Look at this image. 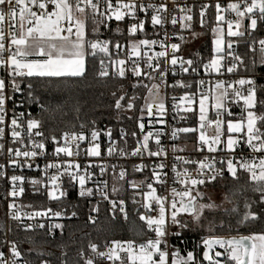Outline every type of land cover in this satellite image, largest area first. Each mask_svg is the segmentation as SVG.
I'll use <instances>...</instances> for the list:
<instances>
[{
  "label": "snow or ice",
  "instance_id": "snow-or-ice-1",
  "mask_svg": "<svg viewBox=\"0 0 264 264\" xmlns=\"http://www.w3.org/2000/svg\"><path fill=\"white\" fill-rule=\"evenodd\" d=\"M172 3L175 6V0H172ZM103 5L104 10L101 11V0H74V3L73 0H0V67L5 68L7 74V79L0 78V141L5 139V125L7 124L11 143L20 145V147L5 148V144L0 143V155L6 152L7 166H10L14 172L15 169L24 167L33 169L36 158L46 155V144L49 142L54 146L53 153L56 157L61 154L67 157L80 156V145L85 141L89 144L84 150L87 157L101 155L100 144L97 142L100 133L95 127L90 130L89 139L84 131L79 133L64 131L59 137L54 132L45 135L41 120L33 118L30 113L25 118L24 112H21L19 116L14 112L10 123L6 122L8 112L6 103L12 99V94L22 91V84L28 90L29 98L32 96L33 84L27 78H83L90 70L96 71L94 66L89 68V57L95 61L98 56L99 71L96 74L100 78L108 77L111 69L116 76L122 79L126 78L127 72L138 80L142 76H147L150 80L155 79L153 73H156L161 82L165 83L169 72L173 76L176 75L177 65H179L180 72L186 74H197L200 66L206 73L215 72L223 75L222 69H224L228 74H232L244 64L242 56L234 51V44H238V41L232 38L245 36L246 32L241 30L244 28L245 20L248 21L249 36L257 29L258 22L264 23V0H236V2L227 3L226 7H222L217 0L215 3L216 23L211 28L212 55L207 62H203V58L197 62L176 55L180 50V44L167 43L170 37L165 32L164 40L143 38L130 42L127 45L130 49L128 59L133 56L137 59L131 60L132 66L128 68L126 59L120 58V52L125 46L119 41L113 43L111 38L101 39L100 26L108 28L107 21L113 18L116 21H123L127 16L132 21L127 31L129 36H133L138 31H145L147 14L151 10V25L154 28L156 26L163 28L168 19L164 15L169 12L168 3L157 5L151 2L137 3L136 0H127V2L115 0V3L113 0H103ZM210 6L208 3L201 5L199 12L201 28L205 25L204 17ZM89 10L94 37L91 39L87 34ZM137 10L145 13L146 18L140 19L137 16ZM177 10L181 13L179 16L181 29L191 30L192 8L180 7ZM224 12L234 14L235 19L223 15ZM170 22L175 26L178 22L177 16L172 15ZM116 31L119 33L120 30L117 28ZM192 35L195 38L197 33L193 31ZM178 39L183 41L184 37L181 35ZM157 44L161 51L152 52L151 55L148 51H144V49L151 50ZM257 44L259 45L258 63L264 66V38L253 39L248 44V48L256 52L257 48L254 45ZM113 49L115 58L112 54ZM169 51L171 52L170 59L168 58ZM105 59L108 61L107 64H105ZM141 60H143V68ZM161 60H163V65ZM256 64L257 61L253 59L252 66L255 67ZM254 84L255 81L252 78L241 77L232 82L217 79L208 92L199 94L198 127H173L171 129L170 136L173 141L179 138L178 134L192 133L195 135L199 132L192 148V152L198 154L197 158L191 155H177L178 152H184L187 149L178 147L175 143L170 146L169 152V148L165 147L162 141V137L168 133L163 130L144 132L145 124L142 121L145 110L149 117H154L153 108L156 109L155 124L163 126L167 123L165 119L167 108L165 102L159 99V85L153 84L151 88H148L151 102H149V97L144 98L145 105L140 108L141 116L138 122L143 138L142 141L137 142L138 146L131 151L130 155L143 157V154L147 153L148 158H157L158 162L151 166L145 163L134 165L133 171L139 173H143L150 167V176L139 181H128L137 194L142 196L141 207L144 212L138 211L137 215L147 231L137 228L133 223L129 226V231L141 239H112L105 243L104 250H100L98 244L90 242L88 247L95 259L93 256L85 259L84 252L81 250L79 255L83 264H96L97 260L107 261L109 264H169L170 257V264H201L195 251H187L186 255H181L176 247L170 244L169 237L180 238L184 230L200 231V244L203 246L202 261L206 264H264V232H253L250 235L228 239L215 235L217 230L231 231L233 222L243 227L249 221L264 219V130H262L264 114L259 116L256 114L255 88L249 87L246 95L243 92L245 85ZM195 85L196 91L199 92L200 88L205 85V81L199 79L195 81ZM133 87L137 85L134 84ZM143 87L148 86L143 85ZM170 87L191 88L193 85L184 83L183 80H176ZM6 88L10 89L11 94H6ZM153 89L156 90L155 94H153ZM172 99L176 100V97ZM179 99L181 103L173 104V109L192 113L195 116L196 92L185 93ZM210 99V106L215 110L214 120H210L207 114L206 104ZM124 100L125 95L116 99L115 108L117 110L124 107L122 105ZM135 100V96L128 98L127 110L135 107ZM241 101L243 102L242 111L246 115L240 119H234L229 104L240 106ZM22 119H26L27 143L23 134L24 125L20 122ZM92 123L95 124L94 121ZM149 124L154 126L152 120ZM213 124L215 126L214 135L209 137L206 134V127ZM80 127L83 129L85 126L81 124ZM121 131L123 132V129ZM105 135L111 140V130ZM132 135L135 136L136 133L133 132ZM34 137L39 139H34ZM153 140L154 150L150 148V141ZM61 141H63L62 144ZM237 150H239V156H237ZM114 151L115 148L109 146L107 154L111 156ZM120 154L123 156L129 153L121 149ZM170 154L173 163L169 165L167 161ZM35 167L39 169V165ZM92 167L91 164H85L82 172L79 163L50 162L45 163L42 172L46 174L49 169H55V174L42 178H27L22 174L8 176L5 171L6 165L0 163V179H6L10 185L5 197L6 199L12 198V202L7 204L9 217L16 221L22 220L20 212L16 210L15 200L25 193L26 182L32 186L34 194L39 193L40 187H43L49 200L60 201L61 198L67 196V188L61 187L58 181L62 182L66 178L69 187L79 185L80 197H91L94 189L86 187V184L92 180L90 171ZM95 167L99 168L101 175L107 171L105 164H98ZM115 168L116 166L113 165L114 174ZM165 169H168L172 175L169 176V171ZM225 170L233 180L239 179L238 171L247 173L248 180L252 184V192L258 193L256 200L249 201L245 198V211L242 214L238 205L227 194L220 203H216L211 196L205 201V193L200 190L201 186L212 184L218 176L222 179ZM126 175V170L121 167L118 179L124 180ZM169 180L172 184L180 185V188L169 186ZM150 181L158 184L168 194H158L157 188ZM96 183L103 185V188L97 187L95 191L111 204L113 218L118 208L127 222L128 213L125 210V201L123 199L118 202L109 200L107 181L100 180ZM142 186L146 187L147 191H142ZM118 191L119 189L113 186L112 193L115 194ZM133 202L136 201L133 200ZM225 203L231 204L232 207L225 208ZM253 204L257 205L258 210H252ZM91 211L98 212L99 205L93 207ZM209 212H220L227 219L221 218L217 223L215 217L208 218L206 213ZM75 215L76 213L73 212L72 216ZM25 216L29 221L36 218L42 220L53 217L63 218L64 212L47 208L25 213ZM88 220L95 223L91 215ZM38 227L44 229L46 224L41 222ZM63 227L61 223L47 224L49 234H52L54 229H60L62 233ZM24 230L34 231L33 225L31 223L25 225ZM31 251L32 249H29V252ZM36 255L43 257L45 253L40 251ZM0 264H32V261L24 257L16 242L6 240L3 246H0ZM40 264H50V261L40 259ZM61 264H67V261H61Z\"/></svg>",
  "mask_w": 264,
  "mask_h": 264
},
{
  "label": "trees",
  "instance_id": "trees-1",
  "mask_svg": "<svg viewBox=\"0 0 264 264\" xmlns=\"http://www.w3.org/2000/svg\"><path fill=\"white\" fill-rule=\"evenodd\" d=\"M199 12L200 9L195 7L193 11V24L192 29H184L181 35L184 37L180 43V50L184 54L185 58L193 59L199 62L203 58V62H207L211 55L213 35L211 28L215 26V6H210L206 10L205 25L201 28L199 24ZM109 27L105 28L100 26V36H106L111 38L113 43L119 41L123 45H128L130 42L137 38H149L152 36L148 31L142 33H136L133 36L127 34V25H117L115 23L108 24ZM248 21L245 20L244 37H234L238 44H234V51L241 55L244 64L241 65L238 70L232 74H228L224 69L223 76L225 78H252L255 81L256 90V114L259 116L264 114V66L258 63L259 51L252 52L248 48V44L253 39L264 38V23L258 22V27L252 32L251 36L248 35L247 29ZM225 27V26H224ZM92 20L91 14H88L87 21V34L92 36ZM117 28L120 30L117 33ZM198 31L202 36L198 45L192 51L187 53L183 52L184 43L187 40L188 35L191 32ZM255 59L257 64L252 66V61ZM89 68L95 67V72L89 71L83 78H27L33 84L31 89L32 96L30 100L36 103V110L39 119L42 122V128L47 132H54L55 134H61L64 131L77 129L81 124L93 125L99 130L109 131L114 139L118 141L121 146H135L141 136L138 131L137 122L140 116V108L145 104V97L148 92L152 79H148L147 76H142L139 80L132 75H126V78L114 77L109 75L105 78H100L96 73L99 71V60L95 61L89 57ZM227 64V61H225ZM201 67V66H200ZM183 82H190L193 85V90L196 87L195 81L198 77L190 78L185 76L182 78ZM137 87H133V85ZM143 85H147L145 88ZM26 95L28 96V90ZM182 90H179L181 92ZM115 93V95H113ZM247 90L244 86V94ZM121 95H125V100L122 101L121 109L115 108V101ZM136 97L134 101L135 107L132 110H127L126 104L128 98ZM29 97V96H28ZM43 106V107H42ZM192 113H183L181 124L189 127H198V115ZM230 110L233 112V118H241L243 111L241 106H235L229 104ZM212 112H210L211 114ZM260 123V122H258ZM123 129V132L121 130ZM264 130V125H262ZM136 135L133 136L132 133ZM195 137H198V132L193 135L192 133L182 135L177 139V143L181 146L186 143H193L196 141ZM238 180H233L229 174L223 176L222 179L215 184L201 186V191L204 188H215L222 193V199L227 194L230 199L238 205L241 214L245 211L244 201L247 198L249 201L256 200L258 193L252 192V184L248 180L247 173L238 171ZM146 170L143 173H133L129 171L123 181L122 189L119 191V195L125 197L128 200V221L125 222L123 214L113 215L110 214L104 207L100 208V212L95 219V223L88 220L91 213L92 205L89 197H80L76 191H69L67 196L59 201L61 207H65L68 210H72L76 213V218L72 221L62 223L64 225L63 231H58L50 236L46 232L41 230L25 231L15 227H10L9 237L15 240L19 249L26 259L32 261V264H40V259H47L50 264H61V261H67V264H83V260L80 258L79 252L83 250L84 258L86 259L87 247L89 243L102 244L105 241L112 239H141L136 237L129 231V226L133 223L137 228L147 231L143 223L138 219L137 212L141 210L140 204L142 203V196L136 194L134 189L128 187L130 180H142L146 177ZM145 177V178H144ZM149 177V176H148ZM142 191L146 190V187L141 188ZM243 190V194L242 193ZM235 193V195H233ZM38 196V195H37ZM36 196V198H37ZM32 197V200L36 199ZM221 199V200H222ZM133 200L136 202L134 203ZM141 200V202H140ZM205 201L207 197L205 195ZM221 201H219L220 203ZM225 208H231V204H224ZM254 211L258 210L257 205L253 204ZM1 215V209H0ZM209 219L215 217L218 223L221 218L227 219L222 213H206ZM207 223V222H205ZM238 229V230H237ZM175 230V229H174ZM253 232H264V219L258 221H249L245 226L240 227L233 222V228L228 230H217L215 235L219 236H241L250 235ZM207 235L208 233H203ZM182 241V242H181ZM171 244L176 247L181 255H186L187 251H195L197 253V259H202L203 246L200 244V231L184 230L180 238L173 237ZM197 245H200L197 247ZM29 249H32L29 252ZM44 252L43 257H38L37 252ZM66 254V255H65Z\"/></svg>",
  "mask_w": 264,
  "mask_h": 264
},
{
  "label": "built area",
  "instance_id": "built-area-1",
  "mask_svg": "<svg viewBox=\"0 0 264 264\" xmlns=\"http://www.w3.org/2000/svg\"><path fill=\"white\" fill-rule=\"evenodd\" d=\"M113 2L115 3V0H113ZM124 2H127V0H124ZM136 2L137 3L142 2L144 4H148L149 2H151V3L157 4V5H159L160 3H168L169 12L164 14L168 17V19H167L164 27L161 28L160 26H156L154 28L151 25L150 16L152 13H151V10H149L148 14H147V22L145 24V31H148L149 33L152 34V36L149 37L148 39H156L158 41L164 40V33L167 32L169 34V37H170V40H168L167 43H169V44L170 43L180 44L181 40H179L178 37L181 36V33L184 29H181V27H180L179 16L181 15V13L177 9L180 7H185V8L190 7V8H192V12L190 13L192 15L195 7H198L201 10V5L204 3H208L211 6H213V5L215 6V3L217 2V0H175V6L173 5L172 0H136ZM219 2L221 3L222 7H226L227 3L236 2V0H219ZM73 3H74V0H73ZM103 10H104L103 0H101V11H103ZM88 14H91L90 10H89ZM222 14L227 16L228 18L235 19L234 14H232V13L224 12ZM172 15H175L178 18V22L175 26H173L170 22ZM137 16L140 19L146 18L145 13L139 12L138 10H137ZM131 22L132 21L127 16L125 17V19L123 21H116L114 18L111 21H107L108 24H110V23H115L117 25L125 24V25H127V29H128V26L130 25ZM225 28H226V25H225ZM137 33H142V32L138 31ZM157 33H158V35H156ZM127 34H128V31H127ZM88 38L91 39L94 37L88 36ZM100 38L101 39H107L108 37L100 36ZM144 38H146V37H144ZM139 39H143V38H137L133 41H136ZM124 46L125 47L120 52V58L126 59V67L130 68L132 66L131 60H134L137 58L133 56V57H131V59H128L130 49L127 47V45H124ZM254 47H256L258 49L259 45L258 44L254 45ZM144 51H148L149 55H151L152 52L161 51V49H160L159 45L157 44L151 50L144 49ZM112 54H113V58H115V50L114 49L112 50ZM6 55H7V53L5 54V56ZM100 55L102 56L103 54H100ZM176 55L181 56L184 59H187V58H185V56L181 50H179V52H177ZM168 58L169 59L171 58V52L170 51H169V57ZM97 59L99 60V56L97 57ZM107 63H108V61H107V59H105V64H107ZM161 64L163 65V60H161ZM141 67L143 68V60H141ZM169 67H171V65H169ZM148 71H150V70H148ZM222 72H224V71H222ZM110 75H112L114 77H118V76H116V74L114 72L111 71V69H110ZM126 75H132V74L130 72H127ZM153 75L155 76V79H152V81L159 84L160 90L162 92L161 100H163L166 104L167 116L165 117V119H166L167 123H166V125H163V126L160 124H155L154 117H155L156 109L153 108L154 117H149L147 115V111L145 110V112L143 113V121H142L145 124L144 132L147 133L150 130L156 131L159 129V130H163L164 132L168 133V135L162 137V141H163L165 147L169 148V152H170V146L173 143H175L178 146L177 140L173 141L171 136H170L171 129L173 127H189L187 125L180 123L181 119L183 117V113H181V112H183V111H176L175 109H173V104L179 105L181 103L179 98L181 96H183L185 93L196 92V95L198 98L200 92H208L209 88L216 83L217 79H222V80H225L227 82H232V81L238 79L235 77L225 78L223 75H220V74L215 73V72L206 73L202 66L198 68L197 74H191V73L186 74V73H181L179 70V65H177L176 66V75L173 76V74L171 72H169L165 78V81H166L165 83L161 82L158 74L153 73ZM186 75L189 76L190 78L198 77L197 80L203 79L205 81V85L202 88H200L199 92L196 91V87L194 88V90H193V87H191V88H179V87L173 88V87H170V85L175 83L176 80H183L182 78L185 77ZM0 78L7 79L6 70L3 67H0ZM184 83H190V82H184ZM236 87H239V86H236ZM249 87L255 88V84L254 85H245L246 90ZM25 89H26L25 85L22 84V91L16 92L15 94H12V99L7 101V103H6V108L8 110L7 116H6V122L7 123H10L11 117H12L14 112L17 116H19V114L21 112H24L25 118L27 117V114L30 113L33 118L40 120L38 115H37L36 103L29 99V97L26 95ZM179 90H182V91L179 92ZM229 91L231 92V89ZM243 92H244V89H243ZM6 94H11L10 89L6 88ZM173 97H176V100H173L172 99ZM196 102H197V100H196ZM184 114H185V112H184ZM140 116H141V113H140ZM209 119L210 120L215 119V112H212L210 114ZM150 120L153 121L154 126L149 124ZM20 122L22 125H24L23 134L25 136V142L27 143L26 119H22ZM138 122H140L139 118H138ZM138 122H137V127H138ZM84 126L85 127L83 129H81V127H79L77 129L68 130V131L69 132L75 131L77 133L84 131L85 134L88 135V137L90 139V130L95 126L94 125H84ZM95 129H97L100 133L98 141H97L100 144V151H101V155L99 157H87L86 156V153L84 150L89 146L87 141L81 143V145H80V152H81L80 156L67 157L64 154H61L59 157H56L53 153L54 146L51 142H49L46 144V155L37 157L35 162H34L33 169H31V170L28 169L27 167H24L23 169H15V172H14V170L10 166H7V160H6L7 154H6V152L4 155H0V163H4L6 165L5 171H6L8 176H10L12 174H22L27 178H42L46 175L55 174V172H56L55 169H49L46 174L42 172V169L44 168L45 163H50V162L67 163V162L71 161V162L79 163L81 165V171L82 172L84 170L85 164H91V165H93V167L90 169V171L92 172V180L87 182L86 187H91L94 189V194L91 197H89V199L91 201L92 208L99 205V211L98 212H92L91 211V213H90V215L93 217V220L95 221L96 217L98 216V213L100 212L101 207H104V209H106L110 214L114 215L112 208H111V204L107 200H104L100 193L95 191V189L97 187L103 188L102 184L96 183L97 181H100V180L107 181V191H108V195H109V200H116L118 202L119 200L123 199L125 201V210L127 211V208L129 205L128 200L125 197H122L119 195V191L122 189L123 181H124V180L118 179V174H119V171L121 170V167H123L126 170V173H128L129 171H131L133 173H139V172L133 171L134 165L140 164V163H145V164H148L149 166H151L153 163L158 162V160H157V158H148L147 153H144L143 157L131 156L130 155L131 151L135 147L138 146V143H136V145L132 146V147L121 146L118 143V141L112 137V135H111V140L109 139V137L107 135H105V133L107 131L99 130L97 127H95ZM214 129H215L214 124L206 127V133L209 137L214 135ZM18 130H20V129H18ZM138 131H139V134L141 136L140 140H138V141H142L143 137H142V134L140 132L139 127H138ZM8 132H9V129L7 128V124H6L5 125V139L0 141V143L5 144V148H7L9 146L20 147L19 144H12L11 143V138L8 135ZM44 132H45V135L49 134L45 130H44ZM61 134H56V135L59 137ZM182 135H186V134H182V133L178 134V137H180ZM34 139L38 140L39 138L34 137ZM62 143H63V141H61V144ZM195 143H196V141L193 143H187V142L185 143L184 142V145H181V147H186L187 150L184 152H178L177 155H183V156L191 155L193 158H197L198 154L192 152V148H193V145ZM109 146H113L115 148V151L113 152V154L111 156H109L107 154V150H108ZM150 148H152L153 150L155 149L154 140L150 141ZM121 149H123L125 151V153H129V154L122 156L120 154ZM73 150L75 151L74 147H73ZM245 152H247L246 149H245ZM237 156H239V150H237ZM21 159H23V158H21ZM167 163H169V165L171 163H173L171 154L169 155V159H168ZM98 164L107 165V171L105 174L101 175L99 168L95 167V165H98ZM35 165H39V169H37L35 167ZM113 165L116 166L115 174L113 172ZM217 167H219V165H217ZM165 171H169V170L165 169ZM226 174H228V173L225 170L224 176ZM171 175H172V173L169 171V176H171ZM193 175H195V172H193ZM146 176L147 177L150 176V167H149V169H146ZM219 179H221V178L218 176L217 179L212 182V184L217 183L219 181ZM150 182H153V181H150ZM58 184H60V186L63 188H67V193L71 190L79 193V185L77 184L75 186L69 187L67 185L66 178L62 182L58 181ZM113 186H115L117 189H119V191L115 194L112 193ZM153 186L157 188L158 194H164V195L168 194L164 189H162L158 184H156L154 182H153ZM169 186L177 187L178 189L180 188V185L172 184L171 180H169ZM9 187H10V185L7 183L6 179H0V209H1L0 246H3V244L5 243L6 240L15 242V240H13L9 237V229L12 226L15 228L24 230V226L31 223L33 225L34 230H37V231L41 230V231L46 232L48 235L53 236L58 231V229H54L52 234H49L48 230H47V224L48 223H61L62 224L64 222L72 221L76 218V215L72 216V213L74 211L68 210L65 207H61L59 205V201L49 200L47 197L46 190L43 187H40L39 193L34 194L32 186L26 182L24 185L25 193L22 196L16 198V200H15V203L17 204L16 210H18L20 212L22 220L21 221L12 220L8 215V208H7V204L9 202H12V198H10V197L7 199L5 198L7 190L9 189ZM128 187L130 189H133L130 186V184L128 185ZM145 191H147V189ZM136 194H137V192H136ZM193 194H195V193H193ZM36 196H37V198H36ZM32 197L36 198V199L32 200ZM64 198H61V200ZM140 202H141V200H140ZM140 206H141V204H140ZM47 208H51L53 211H63L64 217L63 218L53 217L52 219L44 218L43 220L40 218H36L32 221H29L25 216V213H31L34 211L46 210ZM143 212H144V209L141 208L140 213H143ZM118 214H121V213L119 212V209L117 208L115 210V215H118ZM41 222L46 224V227L44 229H40L38 227V224ZM141 223H143V222H141ZM222 237L228 239V238L234 237V236H222ZM172 238L173 237H169L170 244H171ZM108 241H110V240H108ZM106 242L107 241H105L104 243H102L100 245L98 244L100 247V250H104V245ZM217 250H220V249H217ZM5 251H6V249H5ZM170 251H171V249H170ZM85 256H86V258H88L89 256H93V258L95 259L94 254H92L90 252L89 247H87V253ZM170 260H171V257L169 258V264H170ZM200 261H201V264H206V262H203L202 259ZM96 264H109V262L97 260Z\"/></svg>",
  "mask_w": 264,
  "mask_h": 264
},
{
  "label": "rangeland",
  "instance_id": "rangeland-1",
  "mask_svg": "<svg viewBox=\"0 0 264 264\" xmlns=\"http://www.w3.org/2000/svg\"><path fill=\"white\" fill-rule=\"evenodd\" d=\"M197 33L196 37L194 38L193 35H192V32L188 35L187 37V40L186 42L184 43V46H183V52L184 53H187L188 51H192L194 50V48L198 45V43L200 42L202 36L200 35V33L198 31H195ZM153 84H157L156 82H153L150 84L149 88L152 87ZM159 85V84H158ZM230 90V89H229ZM155 89H153V94H155ZM230 92V91H229ZM161 90H160V86H159V99H161ZM247 94V93H246ZM245 94V95H246ZM146 97H149V92H147V95ZM149 102H151V97H149ZM211 99L209 100V102L206 104V108H207V114H208V118L210 116V112H215L214 109L211 108ZM240 105L241 107L243 108V102L241 101L240 102ZM196 110H197V115L199 113V97L197 98V102H196ZM243 116L246 115L245 112H243ZM242 116V117H243ZM241 117V118H242ZM234 119H240V118H234ZM207 134V133H206ZM199 135V133H198ZM178 147H181L179 144H178ZM203 192L205 193L206 197L208 198L209 196H211L212 200H214L216 203H219V201H221L222 199V193L218 190V189H215V188H204L203 189Z\"/></svg>",
  "mask_w": 264,
  "mask_h": 264
},
{
  "label": "water",
  "instance_id": "water-1",
  "mask_svg": "<svg viewBox=\"0 0 264 264\" xmlns=\"http://www.w3.org/2000/svg\"><path fill=\"white\" fill-rule=\"evenodd\" d=\"M234 237H237V238H239V236H234ZM231 238V237H230ZM63 261H64V258H63Z\"/></svg>",
  "mask_w": 264,
  "mask_h": 264
},
{
  "label": "crops",
  "instance_id": "crops-1",
  "mask_svg": "<svg viewBox=\"0 0 264 264\" xmlns=\"http://www.w3.org/2000/svg\"><path fill=\"white\" fill-rule=\"evenodd\" d=\"M241 106V105H240Z\"/></svg>",
  "mask_w": 264,
  "mask_h": 264
}]
</instances>
